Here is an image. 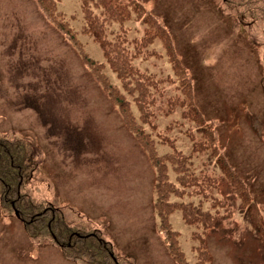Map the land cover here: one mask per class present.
<instances>
[{"label":"rangeland","instance_id":"1","mask_svg":"<svg viewBox=\"0 0 264 264\" xmlns=\"http://www.w3.org/2000/svg\"><path fill=\"white\" fill-rule=\"evenodd\" d=\"M58 10L78 32L84 52L103 60L88 35L79 33V0H56ZM170 31L178 57L193 81L195 103L218 122L220 146L248 183L264 217V29L258 20L237 16L224 0H140ZM131 35L143 24L126 23ZM159 57L135 62L141 69L172 73L159 41ZM108 78L115 82L110 71ZM170 85L155 104L159 130L171 123L170 136L183 153L190 142L183 129L196 127L180 110L165 116ZM0 135L24 140L35 170L22 194L47 203L80 233L96 232L115 255L132 264H174L159 236L153 210V171L145 154L121 123L117 110L93 81L75 50L41 15L33 0H0ZM159 150L164 151L163 147ZM195 166L218 173L208 154ZM227 191L223 195L230 197ZM1 196V192H0ZM184 200L183 202H188ZM196 199H194V202ZM206 204L205 208L207 209ZM42 207H40L41 209ZM231 216L205 236L212 264H256L264 259L244 210L230 200ZM181 250L193 264L198 231L169 216ZM0 264H83L63 259L49 240H31L23 225L0 202Z\"/></svg>","mask_w":264,"mask_h":264},{"label":"trees","instance_id":"2","mask_svg":"<svg viewBox=\"0 0 264 264\" xmlns=\"http://www.w3.org/2000/svg\"><path fill=\"white\" fill-rule=\"evenodd\" d=\"M44 19L75 50L82 65L99 86L110 104L117 110L122 126L145 154L153 171V210L158 219L157 232L174 264H190L180 248L178 233L173 231L169 216L176 210L189 226L196 242L193 264H212L205 236L224 216L230 217V200L244 210L257 241L264 251V217L253 200L250 187L225 156L217 131L218 122L207 119L195 103L190 72L178 57L172 35L162 20L151 13L140 0H79L83 25L79 31L98 44L103 60L91 59L78 40V32L69 19L58 10L56 0H33ZM237 16L258 20L264 29V0H224ZM130 20L143 24L140 35H131L126 25ZM159 41L172 73L160 76L141 69L135 62L159 57L154 43ZM114 74L112 82L106 72ZM170 85L174 93L166 98L163 114L180 110L198 134L183 129L190 142L185 154L175 145L170 134L174 126L167 124L159 130L155 104ZM264 92V69L260 78ZM163 147L164 151H160ZM208 153L218 173L195 166V155ZM35 170L28 144L21 139L0 135V202L17 218L31 240H49L58 247L62 257L83 264H132L118 258L112 245L96 232L80 233L65 222L59 211L47 203H35L22 194L24 184ZM227 191L229 198L223 195ZM194 199L196 201L194 202ZM189 200L188 202H183ZM208 205L207 209L205 208ZM40 207H42L40 209ZM256 264H264V259Z\"/></svg>","mask_w":264,"mask_h":264},{"label":"water","instance_id":"3","mask_svg":"<svg viewBox=\"0 0 264 264\" xmlns=\"http://www.w3.org/2000/svg\"><path fill=\"white\" fill-rule=\"evenodd\" d=\"M15 216L18 217V214L15 212Z\"/></svg>","mask_w":264,"mask_h":264}]
</instances>
